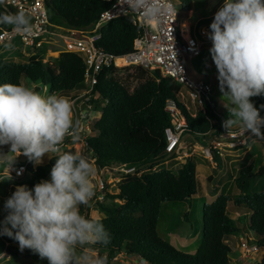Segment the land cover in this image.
Segmentation results:
<instances>
[{
    "label": "trees",
    "instance_id": "obj_1",
    "mask_svg": "<svg viewBox=\"0 0 264 264\" xmlns=\"http://www.w3.org/2000/svg\"><path fill=\"white\" fill-rule=\"evenodd\" d=\"M175 1L189 10L194 0ZM45 5L51 30H91L100 13L109 7L103 0H46ZM4 11L0 6V13ZM6 27L10 26L0 25V28ZM100 33L96 45L109 53L122 55L132 50L133 41L140 35L141 28L130 18L119 17L105 24ZM63 54L66 55L50 61L45 60L41 53H36L28 56L25 62L0 56V84H24L23 79H27L33 84L39 82L48 94L68 96L83 85L85 65L78 55ZM114 72L115 68L110 67L99 75L96 86L99 97L93 99V104L101 111V117L95 124L97 134L87 140V149L83 154L91 161L94 159L98 171L123 165L135 171L120 172L119 192L105 194L106 200H117L120 204L107 206L104 202L97 203L103 215L100 219L109 230L111 241L106 246H91V251L106 257L107 264L120 255L139 256L147 264H229L235 253L225 238L243 232L244 227L253 233V240L247 241L264 247V190L251 188L253 178L264 174V166L260 168V173H252L247 167L239 170L237 176H230L240 189L237 195L231 196L229 189L232 183L227 181L215 200L203 204L202 237L194 253L180 251L160 237L157 224L161 204L186 201L198 194L194 157H187L176 171L157 169L163 162L177 156L176 150L169 153L165 148L164 131L173 126L171 115L165 110L167 102L176 103L185 122L180 143L189 139L190 147L196 144L208 146L210 140L223 130V120L211 98L210 102H204L202 109L195 114L190 113L178 100L180 85L171 78L162 77L158 71L135 68L133 74L138 75L139 80L130 91L118 81ZM255 103L259 106L264 104V95L255 97ZM263 112L264 109L261 114ZM215 152L212 150L213 160L217 163L219 157ZM55 159V156L52 157L44 165L29 163L21 180L10 181L31 188L50 177ZM2 186L1 183L0 195L4 204L13 192L3 195ZM230 201L249 209L246 223L228 214ZM82 211L89 217L88 206ZM4 215V212L0 214V220ZM5 242L8 243L6 250L9 254L6 264H48L46 259L41 260L29 249L21 252L18 242L7 236H0V252L5 249ZM250 264H264V257Z\"/></svg>",
    "mask_w": 264,
    "mask_h": 264
},
{
    "label": "clouds",
    "instance_id": "obj_2",
    "mask_svg": "<svg viewBox=\"0 0 264 264\" xmlns=\"http://www.w3.org/2000/svg\"><path fill=\"white\" fill-rule=\"evenodd\" d=\"M209 2L215 6L217 0ZM4 3L0 0V5ZM132 6L153 19L162 10L175 13L170 3L162 9L160 0H132ZM0 25L25 35L34 31L32 17L23 9L0 13ZM204 34L212 43L209 52L221 98L230 104L222 127L228 131L239 126L247 136L264 140V104L257 107L252 100L264 95V0H222ZM3 46L14 47L10 40ZM79 125L69 97L42 94L35 85L0 84V149L8 146L7 152L0 150V165L9 171L7 180L12 179L20 155L36 165L45 155L56 157L49 179L31 188L18 185L5 200L0 236L13 239L21 252L29 249L48 264H107L106 257L90 251L91 246L108 245L111 234L99 217L81 211L96 194L92 179L96 169L81 152H61L66 139H80Z\"/></svg>",
    "mask_w": 264,
    "mask_h": 264
},
{
    "label": "built area",
    "instance_id": "obj_3",
    "mask_svg": "<svg viewBox=\"0 0 264 264\" xmlns=\"http://www.w3.org/2000/svg\"><path fill=\"white\" fill-rule=\"evenodd\" d=\"M109 4V7L102 11L91 30H74L63 29L60 35L64 42V51L78 55L84 65V80L80 88H76L67 97L74 101V117L80 121L78 135L80 139L73 142L71 138L65 140L61 146V152L74 150L75 152L84 153L87 149V140L97 134L95 124L101 117V111L96 109L93 104V99L99 97L96 86L99 82V75L106 68L114 67V75L123 68H142L149 71H158L162 77H168L176 81L180 87V95L184 90L189 101L193 105H197L200 109L203 108L205 101L210 102V94L212 86L204 80H199L191 77L187 71L186 62L188 59H193L199 56L205 42L210 41L204 34L209 30V26H203L200 29L201 38L197 35L188 32H183L179 26L177 3L175 0H160L161 7L170 3L175 8V13H169L162 10L158 18L146 17L142 10L132 6V0H103ZM46 0H5L2 7L10 12L13 10H25L32 17L34 31L32 34L25 35L16 33L11 27L0 28V46L14 39H19L22 46L29 49L28 56L40 54V50L44 46V42L51 35L58 34L52 27L48 11L46 8ZM189 13L192 11L188 10ZM128 17L131 22L141 28L140 35L134 39L132 50L122 54L115 55L103 50L96 45V42L101 37L100 29L108 22L119 18ZM190 41H194V47L190 45ZM48 60V59H45ZM183 70H182V69ZM35 85V84H33ZM44 90L47 89L44 87ZM181 101V98L179 99ZM165 110L170 113L172 118V127L165 129L166 151L172 152L178 150L180 146V137L185 128V122L180 117L179 110L174 101H168ZM264 116V112L261 114ZM98 116V118H96ZM255 138L247 136L240 130L239 127L231 130H223L210 140L207 147L201 148V153L206 157L212 156V150H217L226 147L231 150L242 149L254 141ZM196 149H191L184 155H194ZM20 155L18 157H23ZM17 157V158H18ZM26 157V156H25ZM30 162L26 157L24 162H17L14 169L11 171L12 179L21 180L27 170ZM94 164V159L92 160ZM134 168L121 166L120 168L103 169L96 175L98 193L94 197L97 203H103L105 199V189L107 181L104 177L105 173H109L112 177H119L120 172L131 173ZM20 173L17 175V173ZM9 171L0 173V183L2 177H8ZM17 185L11 186L15 191ZM8 193V194H10ZM2 204V196L0 195V209ZM5 242V249L0 252V259L9 257ZM243 250V259L251 257L258 251L256 244H250L247 240L241 241ZM245 257V258H244ZM233 260V259H232Z\"/></svg>",
    "mask_w": 264,
    "mask_h": 264
},
{
    "label": "rangeland",
    "instance_id": "obj_4",
    "mask_svg": "<svg viewBox=\"0 0 264 264\" xmlns=\"http://www.w3.org/2000/svg\"><path fill=\"white\" fill-rule=\"evenodd\" d=\"M176 3L180 4L178 1H176ZM221 3L222 0H217L215 6H212L209 0H194L190 6V8L193 9V17L191 19H187V13L185 9H182L180 5H177L178 19H181L184 22L185 20H188L190 27L194 29L196 28L194 23L196 22L197 24V20L202 18L200 20L201 22L199 21L200 23L196 28L197 37L200 39V27L203 24H208V20H206L207 17H211L209 21L212 22L214 14L216 10L220 7ZM62 32L63 30H58V34L51 35L46 39L42 48L43 50H40V53L44 56V59L53 61V59H56L57 57L66 55L63 54L65 52L64 42L62 37L60 36ZM11 43L14 45L11 50L5 49L3 46L4 44L0 46V56L4 57L7 60L25 62L28 57V55L26 54H29L30 52L29 49L23 47L19 39H14L11 41ZM211 46V41L205 42L202 48L201 56L187 60V71L191 77L199 80H204L212 86L210 98L216 106V109L218 110L222 120L224 121L228 118L227 109L230 107V104L226 98H221L222 94H220V92L218 91L217 71L209 52ZM133 73H135V68L126 67L118 71L115 75L118 81L124 84L129 89V91L132 90V88L137 84L139 80L138 75H135ZM22 82L24 84H27L28 86H33V83L27 79H23ZM35 86L38 88V91H40L42 94H48V92L43 89L42 85L39 82H36ZM180 98L182 103L185 104V107L190 113L195 114L200 109V107H198L197 105H193L189 101L187 94L184 90L182 91L181 95L179 94V99ZM252 100L255 103V97H253ZM255 105L259 107L258 104L255 103ZM96 118H98V116ZM237 127L239 126H234L233 128ZM198 139H200L199 136ZM190 143L191 142L189 141V139L183 140L178 148V152L176 154L177 156L163 162L157 167V169L167 168L173 171L178 170L181 167L182 163L185 161V159L187 157H190L184 155L185 151L190 149ZM201 148L202 146L200 147L197 144L192 148L196 149L195 155H192V157H194L196 161L198 194L191 197L189 200L182 202H163L161 204V211L157 224V232L160 237L168 241L176 249L187 253H194L195 249L201 241V210L203 204L205 202L208 203V201L215 200V198L221 191L222 185L227 181H229V183H232V187H230L229 189V193L231 194V196L237 195L240 192V189L234 184L232 178L238 175V171L250 167L252 173H260V168L264 166V140L254 139V141L250 142L247 147H244L242 149L231 150L226 147H223L221 149L218 148L217 150H215V153L219 157L217 163H215V161L213 160V153L212 156L206 157L204 156V154L201 153ZM0 150L7 152L8 146H3V148ZM49 160L50 158L45 155L43 158V163L39 165H44L49 162ZM3 170L4 166L0 165V173ZM98 172L99 171L96 169V174ZM96 174L92 178L93 183L95 185V196H97L98 193V175ZM104 177L107 181V188L105 189V194L119 192L121 178L115 177L114 175H112L111 177L109 173H105ZM1 183L3 187L6 186V184L8 187L10 183L13 182L7 180L6 177H2ZM251 188L254 190H264V174H257L253 178L251 182ZM103 202L106 203L107 206H113L121 203L117 200L114 202H109L106 199H104ZM2 204L0 214L3 213ZM84 207L85 206H81V211L82 208L84 209ZM227 207V212L231 217H233L234 219H242V221L246 223L250 215V211L246 206H237L230 201ZM84 213L85 212H83V214ZM88 215L90 218H102L103 216L98 210L97 202L94 200V198L90 202V205H88ZM245 236L248 238H244ZM251 239H253V233L250 230H247V227L243 228V232L235 235H229L225 238V240L229 244H231L232 250L235 253V261L233 262V260H231L229 264H250L255 261H259L262 257H264V250L260 247L258 248V251L251 257H244L245 259H243V250L241 248L240 243L244 240L251 241ZM90 254L93 256H97V253L94 251H90ZM7 260H9V257L5 259H0V264H6ZM109 264L147 263H144V261H142L139 256L126 257L124 255H120L110 261Z\"/></svg>",
    "mask_w": 264,
    "mask_h": 264
},
{
    "label": "crops",
    "instance_id": "obj_5",
    "mask_svg": "<svg viewBox=\"0 0 264 264\" xmlns=\"http://www.w3.org/2000/svg\"><path fill=\"white\" fill-rule=\"evenodd\" d=\"M178 5H180V7L183 9V7L181 6V4H178ZM189 10L190 11H192L191 13H189V11L188 10H185L186 11V13H187V19H191L192 17H193V9L192 8H189ZM189 14V15H188ZM211 17H207L206 18V20H208V24H203L201 27H203V26H209V24H211V21H209V19H210ZM202 18H200V19H198L197 21V24H196V22L194 23V25H195V27L197 28L198 27V24L201 22L200 20H201ZM200 21V22H199ZM179 26H180V28L183 30V32H188V30H190V32H191V34H193V35H197V30H196V28H194V29H192L191 27H190V24H189V22H188V20H185V22L184 21H182L181 19H179ZM201 27H200V29H201ZM59 29V28H58ZM61 30H63V29H61ZM56 32L58 31V30H55ZM59 31H60V29H59ZM200 32V31H199ZM199 56H201V54L199 55ZM198 57V56H197ZM196 58V57H195ZM194 59V58H193ZM18 158H20V157H18ZM18 158H16V163L18 162L17 161V159ZM4 172L5 171H7L6 170V168H5V166H4V170H3ZM2 171V172H3ZM7 179H8V177H6ZM229 182V181H228ZM1 184V183H0ZM12 184L13 183H10V185L7 187V184H6V186H2V190H3V195H7L8 193H10V191H12L13 189L11 188V186H12ZM14 185V184H13ZM18 186V185H17ZM8 189H10V190H8ZM213 201V200H212ZM212 201H208V203H210V202H212ZM261 248H263V250H264V247H261ZM235 261V258H233V262ZM240 262V261H239ZM241 263V262H240ZM244 264V263H243Z\"/></svg>",
    "mask_w": 264,
    "mask_h": 264
},
{
    "label": "water",
    "instance_id": "obj_6",
    "mask_svg": "<svg viewBox=\"0 0 264 264\" xmlns=\"http://www.w3.org/2000/svg\"><path fill=\"white\" fill-rule=\"evenodd\" d=\"M26 160V157L23 156V157H20L17 159L18 162H24Z\"/></svg>",
    "mask_w": 264,
    "mask_h": 264
}]
</instances>
